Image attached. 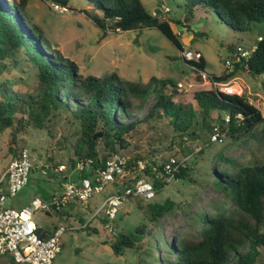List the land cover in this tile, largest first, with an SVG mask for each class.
Listing matches in <instances>:
<instances>
[{
	"label": "rangeland",
	"instance_id": "374dc122",
	"mask_svg": "<svg viewBox=\"0 0 264 264\" xmlns=\"http://www.w3.org/2000/svg\"><path fill=\"white\" fill-rule=\"evenodd\" d=\"M141 2L147 12L158 15L159 20L169 21L182 44V50L191 48L202 53L206 60L202 73H195L181 57V51L156 28L107 30L104 33L81 11L87 5L85 0H70L65 9L45 0H28L25 11L30 21L43 31L47 46L73 61L81 75L102 77L115 72L123 79L138 82H146L151 76L171 79L175 84H182L178 89L182 93L180 99L186 112L189 111L187 103L194 91L215 87L207 80V75L219 74L226 68L224 62L230 59L231 45L249 50L258 35L264 37V21L250 24L246 31H235L220 21L209 7L185 8L184 0ZM156 9L159 12L155 14ZM175 19L181 24L176 23ZM34 76V72L23 64L4 69L0 65V92L1 88L8 87L21 94L33 92L36 85ZM227 82L231 86L224 88L226 90L221 89L223 85H217L218 89L244 95L264 117V73L255 75L246 70H237ZM153 98L152 95L143 103L145 109L151 106ZM263 125L259 124L253 134L239 139L220 132L219 140L214 142L210 140L211 131L197 130L198 136L185 138L183 144L180 141L186 156L177 144L178 137L172 144L174 134L165 123L143 126L131 138L134 147L122 153L133 158L150 152L157 162L175 155L184 161L183 165L190 167L194 182L169 179L152 199L143 200L153 204H160L166 198L174 201V209L155 223L144 219L129 197L119 206L114 219L104 216L105 208L95 214L108 195L117 189L124 190L125 185L120 181L117 185L107 184L103 192L84 204L65 207L61 214L34 213L33 220L43 230H50L54 225L66 228L60 236V252L52 264L174 262L175 257L169 249L181 237L198 239L199 231L205 227L202 222L204 216L219 212L232 215L238 210L233 200L234 192L215 182L217 177L221 179L222 175H229L238 167L262 162L264 143L260 130ZM47 126L49 132L30 125L18 135V152L22 148L29 150L33 168L29 172L27 185L16 197L6 198L5 207H18L20 201L32 194L46 199L50 194L59 192V180L54 170L60 163L67 166V170L60 172L65 175L70 173L69 166L73 160L76 161L71 148L75 138L72 134L74 127L57 118L48 122ZM9 131L7 128L0 134V155L5 154L8 159L12 158L8 152ZM49 157L55 163L52 168L48 167ZM141 160L145 164L148 162L147 158ZM134 175L135 172H129L123 176V180L128 182ZM140 223L147 225L145 236L135 248L125 249L121 256H116L107 239L117 232H130ZM92 228H96L97 232H93ZM258 230L264 233V221ZM248 248V245L245 246V249ZM258 254V264H264V249H260ZM10 259L6 254L0 255V264H11Z\"/></svg>",
	"mask_w": 264,
	"mask_h": 264
},
{
	"label": "trees",
	"instance_id": "16d2710c",
	"mask_svg": "<svg viewBox=\"0 0 264 264\" xmlns=\"http://www.w3.org/2000/svg\"><path fill=\"white\" fill-rule=\"evenodd\" d=\"M27 1L0 0L1 68L23 64L34 72L36 84L33 92L24 94L10 87L1 88L0 134L10 129L8 152L12 158L18 157L17 139L25 127L31 125L49 132L47 123L56 118L74 127L71 148L76 161L90 160L94 168L101 167L111 155L131 149V138L143 126L165 123L174 134L172 144L178 137L177 144L186 156L183 141L198 136L197 130L212 131L214 125H218L221 133L239 139L253 134L255 127L264 123L261 111L244 95L220 91L217 86L194 91L186 112L180 99L182 93L171 79L151 76L146 82H138L123 79L115 72L102 77L81 75L73 61L47 46L43 31L26 14ZM45 1L66 7L70 0ZM85 1L87 5L81 11L104 33L156 28L182 51V44L169 21L159 20L158 15L147 12L141 0ZM183 5L191 9L209 7L220 21L235 31H246L250 24L264 21V0H184ZM174 21L181 24L178 19ZM248 51L246 59L234 61L240 52L231 45V70L225 68L219 74H209L207 80L212 84H225L237 70L255 75L264 73V37L258 35ZM184 61L195 73L205 69L204 57ZM152 95L153 103L145 109L143 103ZM260 138L264 143V125ZM151 154L130 158L126 173L132 172L134 161L147 158L148 162L133 179L122 180L125 186L131 187L141 177L150 179L156 192L166 186L169 179L194 182L187 165H179L167 175L162 171L166 159L157 162ZM48 161V167L52 168L53 158L49 157ZM76 161L73 160L71 166ZM216 180V185L234 192L238 210L232 215L219 212L204 216L205 227L199 231L198 239H176L174 247L169 249L175 261L169 264H258V251L264 249V233L258 230L264 221V159L259 164L238 167ZM129 198L150 223L157 222L175 207L170 198L160 204L146 203L132 195ZM61 213L63 210L57 211ZM55 228H39L37 233L41 237L49 236ZM146 228L145 223H140L130 232L115 233L106 242L116 256H121L125 249L138 245ZM92 231L97 232L96 228ZM247 245L249 248L245 249Z\"/></svg>",
	"mask_w": 264,
	"mask_h": 264
},
{
	"label": "built area",
	"instance_id": "2783aa9c",
	"mask_svg": "<svg viewBox=\"0 0 264 264\" xmlns=\"http://www.w3.org/2000/svg\"><path fill=\"white\" fill-rule=\"evenodd\" d=\"M60 8L65 9V7ZM260 38L258 37V39ZM238 51L240 53L236 55L234 61L247 58L248 50L238 48ZM181 57L186 61H198L203 55L197 49L185 48L181 51ZM232 62L230 59H226L224 62L228 71L231 70ZM226 84H223L224 87L221 89L226 90L224 88L229 86ZM177 86L181 88L182 84L177 83ZM224 92L234 93L233 91ZM220 136L218 125H214L210 140L217 141ZM183 162V160L177 161L176 157L171 155L164 161L162 171L169 175L176 171L179 165H183ZM129 163L130 158L123 153L111 155L101 167L96 168L91 166L90 160H77L70 170L76 171L78 178L75 181H64L58 195L48 199L36 195L29 200L27 205L16 209L5 207L4 202L6 198L14 197L23 189L28 182L29 172L33 168L29 150L27 148L20 149L18 157L12 158L7 165L3 177L6 180V191L0 190V255H9L11 264H52L60 252V236L66 231V228L61 225L57 226L51 235L41 237L37 233L39 227L33 220L34 213L38 211L57 212L62 211L70 204L86 203L94 195L103 192L107 184L117 185L119 181L122 182L123 176L127 174L125 169ZM144 166L143 160L138 159L133 162L132 172L141 171ZM57 170H67V166L60 163ZM43 172L45 173V171ZM124 187L120 193L117 189L108 195L95 214H99L105 208L104 216L107 219H114L119 206L130 195L144 201H148L156 195L152 181L146 177L136 179L131 187Z\"/></svg>",
	"mask_w": 264,
	"mask_h": 264
},
{
	"label": "crops",
	"instance_id": "0c3cea01",
	"mask_svg": "<svg viewBox=\"0 0 264 264\" xmlns=\"http://www.w3.org/2000/svg\"><path fill=\"white\" fill-rule=\"evenodd\" d=\"M221 85H223V84H221ZM226 85H229V86H231L230 85V82H228ZM224 86V85H223ZM12 158H10V159H8L7 158V156L5 155V154H1L0 155V179H1V184H0V190H2V191H6V180H5V178H3L4 177V174H5V171H6V168H7V165H8V163H9V161L11 160ZM70 167V169L73 167V166H69ZM54 171H56L57 172V175L56 176H58V180H59V192H56V193H52V194H50L46 199H48V198H51L52 196H55V195H58L60 192H61V190H62V183L64 182V181H66V180H73V181H75L77 178H78V174H77V172L76 171H71V170H69V172L70 173H68V174H64V173H61L60 171H58V170H56V168H55V170ZM28 182H29V180H28ZM27 182V183H28ZM27 185V184H26ZM25 185V186H26ZM24 186V187H25ZM23 187V188H24ZM23 190V189H22ZM21 190V191H22ZM18 193H20V192H18ZM18 193L14 196V197H16L17 195H18ZM33 195L34 196H36V194H32V195H29L25 200H22V201H20L19 203H18V207H15L16 209H20L21 207H23V206H25L28 202H29V200L33 197ZM14 197H10V198H14ZM53 227H57V225H54V226H52V228ZM51 228V229H52ZM41 229V228H40ZM50 229V230H51ZM9 256V255H8ZM10 262H11V259H10Z\"/></svg>",
	"mask_w": 264,
	"mask_h": 264
},
{
	"label": "water",
	"instance_id": "95a60500",
	"mask_svg": "<svg viewBox=\"0 0 264 264\" xmlns=\"http://www.w3.org/2000/svg\"><path fill=\"white\" fill-rule=\"evenodd\" d=\"M55 5H57V6H59V4L58 3H54ZM159 11H158V9H156V12H155V14L156 13H158ZM103 25H104V23H103Z\"/></svg>",
	"mask_w": 264,
	"mask_h": 264
}]
</instances>
